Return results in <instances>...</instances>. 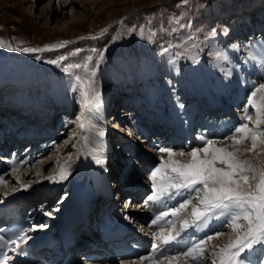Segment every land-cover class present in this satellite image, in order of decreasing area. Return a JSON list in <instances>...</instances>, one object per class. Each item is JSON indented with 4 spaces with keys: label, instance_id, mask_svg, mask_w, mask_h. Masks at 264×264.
I'll use <instances>...</instances> for the list:
<instances>
[{
    "label": "rangeland",
    "instance_id": "obj_1",
    "mask_svg": "<svg viewBox=\"0 0 264 264\" xmlns=\"http://www.w3.org/2000/svg\"><path fill=\"white\" fill-rule=\"evenodd\" d=\"M58 5L61 6L58 7ZM250 8H254L256 12L254 13V15L256 14L254 18H252L253 16L250 17L251 12L247 10ZM172 17L179 18V23H169ZM66 20L69 23L68 26L65 25ZM260 22L264 24V0H189L187 5L182 4L181 0H63L62 4H57V0H0V38L11 46L10 48L0 47V86L3 85V87H7L8 91L14 89L16 93H24L29 90L27 83H29L30 78H32L34 85L31 89L33 88L36 94L52 92V94L55 95L57 91L55 85L56 83L58 84L60 98L63 99V103H68L71 109L67 114L65 110L59 113V115L65 113L69 118H67V123L64 125L65 127L63 126L65 129L59 126L63 131H60L59 136L54 137L56 141L53 147L48 150L46 152L47 155L43 157L45 158L49 155L53 159L57 153L58 156L62 158L70 153L71 156L69 158L71 161V159L74 160L76 154L84 150L81 139L83 133L79 127L80 123L84 122L81 116V96L79 91L73 90L77 83L74 78L75 75H83L84 73L82 69H72L71 72H65L63 70L65 66L82 63L89 55H93L94 63L96 60L100 59L99 53L102 52L103 59L97 66L96 76L94 77L95 87L100 93V98L106 94H110L111 91L114 92L116 90L117 92L119 89L118 87H121L120 89L129 88L131 92L128 96L125 95L123 102L132 101L131 98H134L135 93H140L139 91H142L141 89H137V91L134 90V85L137 86L139 83L142 84L138 79H135L138 73L141 74L143 79L149 78L144 76L148 75L153 77L155 75L156 82L153 87H155L159 93L165 91V94H170L171 89L180 90L181 88L197 92L203 91L200 93L203 95L205 90L208 92L209 84L214 85L218 82L217 79L212 76V73L214 70L224 68V61H230L231 64H235L238 68L241 65H246V58H250L251 56L250 52H248V45L251 42L258 40L261 45L259 49L264 54V25H260ZM141 28L144 30L143 35H141ZM149 29L154 33L151 40L147 38ZM173 29H175V31H173ZM257 29L260 30L257 31ZM254 33H256L257 36L253 39L250 38V35ZM61 42L67 43H64L62 47L45 48L46 45H56ZM15 48H40L43 50L28 53L12 50ZM164 48H168V51L161 54ZM77 50L79 51L77 52ZM93 50H97V52L93 53ZM217 53L220 55L217 56ZM156 55L160 58L158 62ZM37 57H39V59H37ZM60 57H65V59L60 60ZM53 60H58L59 63H50V61ZM157 69L160 70L163 76H160ZM239 70H241V67ZM241 75L244 77L246 76L248 79L246 87H244L245 90L246 88L248 89L247 95L242 91V94L246 95V101L251 95L250 93L256 90L259 85H261V82L264 81V70L254 73H246V71L243 70ZM131 77H134V79H130ZM8 79L14 80L9 81ZM145 84L151 85V82H146ZM238 85L239 83H237L235 89L231 88L230 91L238 94V90L243 88V85ZM213 90L214 89H211L213 95H209L210 93H208L205 98L208 102H217L216 100L221 101V99L224 98L221 94L226 89L219 94L213 92ZM103 93H105V95ZM155 93L156 92L153 90L145 91L146 96L142 94V96H140V101L147 102L150 109H156L160 114L161 111H158V109L162 107V110H166L167 105L159 104L160 101H164L162 99L163 97L161 98L162 100L159 98L160 100L154 101L152 95ZM174 100L175 102L172 104L174 105L173 107H179L181 105V99L179 98V100H177L175 97ZM165 101L166 102L163 103L169 102L168 99H165ZM257 102L260 103V101ZM150 106H153V108ZM97 108L101 111V108ZM94 109L96 108L93 105V110ZM249 110L250 113L255 111L253 117L256 118V109L254 107L252 109L250 106ZM46 111L47 110H45V112ZM132 114L134 116L132 122L135 121V125H140L142 122L137 120V118H139L138 111ZM131 115L128 116L132 117ZM250 115L252 116V114ZM107 116L106 126L102 127L104 135L99 141L109 136L110 138H107L106 141L110 147L111 138H113L112 142L120 138L124 140V137L130 138L129 133L131 132L132 134L133 130L131 131V128L127 127L126 124L121 127L122 123L126 122V117L118 118L113 113L107 114ZM239 116L241 118V113L238 115V118ZM78 117H80V119H78ZM242 119L244 121V117ZM57 122L58 121L55 120V125ZM198 124L202 128L203 125L199 122ZM116 125L117 130L113 129ZM182 127L183 126L180 128L182 129ZM93 131H96V129H93ZM57 133L58 132H56L55 135H58ZM199 134H201V132L193 136ZM195 138L197 139L198 136ZM142 140V138L136 137L135 141ZM224 141L226 140L224 139L218 142ZM203 142L204 141L200 139L198 140V143H201L200 148L204 147ZM186 143L189 144V142ZM108 144H106V146ZM246 144L247 143H244L243 145ZM62 145L68 148L59 151L58 148ZM73 145L75 146L73 147ZM121 146L122 144L120 143V147ZM138 146L137 149L143 148V146L139 144ZM38 147L39 146L34 149L37 151L39 150ZM134 147H137L135 143ZM167 148H172L174 150L175 154L173 156H177L183 160H189L190 156H181L179 153L181 151L189 153L191 149L199 148V146L196 142H192V145L186 149L174 146ZM27 151L28 149L22 151V153L27 155L29 154ZM140 152L141 151H138V153ZM157 152L159 156L153 157L152 155L153 159H151L150 162L152 166L156 165L159 160L161 161V153L159 150ZM251 153L253 154V158L258 161V163H254V166L264 167V157L259 158L256 155L254 156L255 153L253 151ZM198 154L205 155L203 152ZM207 154L210 155V152ZM41 157H38L37 160H33L34 163L29 165V169H34L29 175L16 176L15 173L18 172L17 174L19 175V171H14L8 175L7 182H1L2 185L7 184L8 186L9 184L8 187L17 189H21L23 186V189L29 190L31 187L28 182H30L33 185V190H35L38 186L42 187L43 184L41 183H43V181L44 183H48L50 181L49 177L55 176L56 178L52 190L55 191L60 188L57 192V199L51 200L53 193L56 192H52L51 187L47 185V187H43V191L45 192L43 197L48 195L50 196V200L48 202L45 199L38 201L34 200L37 203H39V201L44 202L45 200L47 205L48 203L53 205V203L56 204L59 199L65 198V196L71 192L72 197L75 194L78 182L85 181L83 178L88 179L91 183L96 181V178L90 175H92V171L96 170L98 164L94 166V168L87 165V168H85L86 176L79 177V173L77 172L76 174L78 165H75L74 161H69L68 165L70 167L69 172L71 173V180L63 182V187H55L59 184L60 178L57 175H49L48 172H55L57 169L55 167L56 158H54V161H52L53 163L49 166L41 167ZM108 158L111 159V157ZM253 162L252 160L251 164H253ZM74 165L76 166L75 170ZM158 166L150 169L149 179L152 175L153 168H157ZM222 166L224 167V165ZM27 168L28 167L25 166L23 171H26ZM29 169H27V171H30ZM46 174H48V176H43L41 182H39V180L38 184L35 183L37 182V176L40 177ZM11 176H13V179L10 178ZM256 182V180L250 181L252 184ZM106 188L108 187L106 186ZM35 193L39 194L36 191ZM202 194L203 193L200 195L202 196ZM69 199L70 197L68 200ZM198 200L199 199L195 202L193 201V204H197ZM59 201L60 204H64L61 200ZM54 207L57 206L55 205ZM191 207L188 206L186 215L180 217L178 221H182L185 218L186 220L190 219ZM59 209L60 207H58L57 210ZM239 223V230L233 229L232 227H225L220 231L223 235L216 237L213 234L212 240L205 241V243L208 242L205 245L209 253L207 255L213 256L214 249L227 242L229 238L233 237L235 240L239 232L246 228V224H244L243 221ZM204 253L207 252L204 251ZM175 259L176 260L172 258L171 260H173L174 264H178L177 260L179 258ZM201 260L202 262H200ZM205 260L206 259H200L198 263L200 262L203 264ZM189 261L190 263H194L191 259H189ZM127 263L138 264V262ZM165 263L167 264V262ZM204 264L210 263L206 261Z\"/></svg>",
    "mask_w": 264,
    "mask_h": 264
},
{
    "label": "snow or ice",
    "instance_id": "obj_2",
    "mask_svg": "<svg viewBox=\"0 0 264 264\" xmlns=\"http://www.w3.org/2000/svg\"><path fill=\"white\" fill-rule=\"evenodd\" d=\"M181 3L187 5L189 0H181ZM179 23V18L172 17L169 23ZM141 28V35H143ZM175 31V29H173ZM154 33L149 29L148 39L151 40ZM61 42L56 45H46L49 47H62ZM0 47H11L0 38ZM14 51H23L28 53L39 52L40 48H15ZM79 50H77L78 52ZM168 48L162 49V53L167 52ZM97 50H93L96 53ZM220 54L217 53V56ZM100 59L93 63V55H89L82 63L67 65L64 67L65 72H71L72 69H82L83 75H75L74 91H79L81 96V116L82 123L79 127L82 130V142L84 155H92V158L97 164H103L104 160L96 155L99 143L98 137H103V129L97 128L93 123V105L98 103L100 93L95 87V79L97 66L103 59V53H99ZM39 59V57H37ZM65 57H60V60ZM250 59L256 60L255 56H250ZM50 63L58 64V60L50 61ZM260 66L264 68V60L258 61ZM226 75H230L227 73ZM264 90V84L254 90L248 98V103L256 109V118L253 121L251 115H245L244 120L253 122V127H249L248 123H242L235 128L231 136L225 137V140L232 141V144L223 148L214 147L213 140H207L204 136L199 139L204 141L203 148H193L189 153L181 151L179 155H188L191 159L184 163L180 160L172 159L174 150L172 148H160L159 151L167 153L169 159L161 160V164L152 172L150 179L152 180V193L148 196L144 203L147 206L149 202L163 203L165 200H173L177 196L183 195L185 192L190 194L188 199H184L177 207L170 208L165 212H161L152 220L151 224L156 225L164 217L171 214L174 217H179L187 211L189 205L191 207V220L183 221L178 230L174 233L169 231L165 234L161 231L158 236V243H153L152 248L155 252L158 247L169 245L178 242L181 237V232L188 228L195 227L198 230H203L208 226L210 220L222 219L225 227H232L239 230L241 221L246 222V228L240 231L236 239L220 248L218 252L213 253L218 255L219 260H212L210 264H247L250 254L255 251L257 246L264 248V167H256L247 159H241V149L237 145L251 142L250 149L244 151H253L258 146L264 148V128L261 124L264 123V97H261V103H257L253 98L257 92ZM80 119V117H78ZM93 129H96L93 132ZM131 135V133H129ZM75 145H73L74 147ZM205 153L202 158L198 153ZM211 155H207V153ZM224 165V167L218 166ZM65 166H61L59 178L67 179ZM159 177V180L157 179ZM52 179V177H49ZM256 180L255 184L250 181ZM4 181V177L0 176V182ZM27 187V186H25ZM191 193H195L199 197L198 203L193 204ZM201 193L202 196L200 195ZM7 195V194H6ZM127 206V205H126ZM51 213H49L50 215ZM169 223H171L169 221ZM33 227H44V225H34ZM156 235V233H153ZM216 237L223 235L222 232H216ZM22 239L21 236H16L14 239H5L0 235V247H7L12 244H17V241ZM212 236H208L207 240H212ZM205 241H197L188 247L186 252L178 253L190 257L193 261H199L205 255L203 246ZM12 251L23 255V250L19 244ZM142 260L148 259L142 257ZM172 264V260L161 254L159 257L160 264ZM0 264H8V257L0 259Z\"/></svg>",
    "mask_w": 264,
    "mask_h": 264
},
{
    "label": "bare ground",
    "instance_id": "obj_3",
    "mask_svg": "<svg viewBox=\"0 0 264 264\" xmlns=\"http://www.w3.org/2000/svg\"><path fill=\"white\" fill-rule=\"evenodd\" d=\"M62 2H63V0H57V4H62ZM61 5H58V7H60ZM56 9V8H55ZM54 9V10H55ZM256 13V12H255ZM256 16V14L255 15H253V17L252 18H254ZM251 21V20H250ZM251 23V22H250ZM65 25H69V23L67 22V20H66V23H65ZM260 25H263V22H260ZM255 36H257L256 35V33H254L253 35H250V38H254ZM260 44H259V42H258V40H256V41H253V42H251L249 45H248V52H250V54H251V56H255L257 59L254 61V60H252V59H250L249 57H247L246 58V65L245 66H243V65H241V66H239V68L241 67V70H239V68L235 65V64H231L230 63V61H224V63H225V66H224V68H220L219 70H221V71H219V70H214L213 71V75L212 76H214L216 79H217V83H215L214 85H212V84H209V88H208V92H207V90H205V93L203 94V95H195L194 97H192L190 100H191V102H189L187 105H185L186 106V108L187 109H191L189 112H185V109L186 108H183V113L185 114V115H187L186 116V119H189V121H191L192 123H193V125H194V121H193V119H194V117L196 116V114L197 113H195L194 114V109H195V105H194V102H195V100L198 98L199 100H201V101H204V102H206V108L204 109L205 111H208L209 109H213V111H218V107H219V105H217V102H208V100L205 98V97H207V95H208V93H210L209 95H213V93H211V89H214L213 90V92H216V93H221L223 90H225L224 92H222V94L221 95H223L224 97H225V101H223V108H227V110H229V111H233V110H235V108H237L236 107V105H235V102H238V106H239V102H240V100L242 99L243 100V98L245 99V97H243V94H242V91H244V87H246V82H247V78H246V76L244 77V76H242L241 75V72L243 71V70H245L246 71V73H249V72H251V73H254V72H258V71H263L264 70V68H262L261 66H260V64L258 63V61H261V60H264L263 58V56H264V54L262 53V51L259 49L260 47H261V45L259 46ZM241 53V52H240ZM239 54V53H238ZM241 71V72H240ZM227 73H230V75H226ZM140 77H139V76ZM138 75H136V77H135V79L137 80H139V82H142V88L144 89L145 88V90H142L143 92L141 93V91H139L140 93H138V92H136L135 93V95H134V98H131V100L132 101H126V99H125V101H126V103L127 104H130V102H132V103H134V105H136V103L135 102H141L140 103V107L139 108H135V111L134 112H136V111H138V117L139 118H137V120H139L140 122H142V123H140V126H142V125H148V122L150 121V122H152V120L153 119H155L156 120V122H158V121H162V127H159L158 128V136L159 137H161V136H171V129L169 128V129H167L166 130V128H168V127H166V126H169V125H171V123L170 124H168L167 122H163V120H165V119H162L161 118V114H159V112H157V110L155 109V110H153V109H150L148 106L149 105H147V102H143V101H140V96H142V94L143 95H145L146 96V94H145V91H148V90H146L147 89V85L145 84L147 81H149L150 80V78H151V76L149 77V78H147V79H143V77H141V74L140 73H138ZM221 79H220V78ZM212 78V77H211ZM151 80H152V78H151ZM146 81V82H145ZM237 83H239V85H243V88L242 89H239L238 90V94H236V98H235V96L234 97H232V95H229L230 93H231V91H230V89L232 88H234L235 89V87L237 86ZM261 84H264V81H262L261 82ZM126 85V84H125ZM238 85V86H239ZM119 89H118V91L116 92V93H122V97L123 98H125V93H123V91H125V90H128V91H130L129 90V88L128 89H125V88H122V89H120L121 87H118ZM206 88V87H205ZM250 92V91H249ZM131 93V92H130ZM127 94V93H126ZM251 94V93H250ZM128 96V95H127ZM190 96L191 95H180V99L182 98L183 99V101L184 100H186V101H188V99H185V98H190ZM246 96V95H245ZM264 96V90H261V91H259V92H257V95L253 98L256 102L257 101H260V103H261V98L260 97H263ZM152 97L154 98V101L155 100H158L157 99V97H156V93L155 94H153L152 95ZM162 98V97H161ZM160 98V99H161ZM22 98H16V100L15 101H19V100H21ZM164 101L163 102H166L165 101V98H162ZM161 99V100H162ZM118 100H120L119 99V97L118 98H116V100H113L112 99V101L111 100H108V102H107V104L108 105H110V104H115V103H117L116 101H118ZM178 100H179V98H178ZM145 101V100H144ZM182 101V104L179 106V107H173L174 105H172V104H174V102H175V100L173 99V100H171V99H169V104H170V107H171V109H174L175 111L177 110H179L180 111V109L182 108V106L185 104V102H183ZM212 101V100H211ZM233 101V102H232ZM3 102V101H2ZM115 102V103H114ZM137 102V103H138ZM163 102H159V104H166V103H163ZM243 102V101H242ZM1 103V102H0ZM258 103V102H257ZM207 104H209V105H207ZM222 104V103H221ZM259 104V103H258ZM172 105V106H171ZM212 106H214V108H212ZM5 107H7V106H5ZM138 107V106H137ZM155 107V106H154ZM216 107V108H215ZM249 107V104H248V102L244 105V107H242V109H239L238 110V112H236V113H234V115H230V113L229 112H225L226 114H216V112H211V113H209V115H206V117H205V114H207V112H199V114H198V117H199V119L197 120V123L199 122L200 124H206L207 125V127L205 128V129H203V128H201L200 127V129H199V131L201 132V134H199V135H197L198 136V138L200 137V136H205V135H215L216 137H218L219 139L217 140V141H214V147H219V148H223V147H226V146H229V145H231L232 144V141H230V140H226V141H224V142H218V141H220V140H222L223 138H221V137H223V136H226V134H230V135H228V136H231L232 135V133L235 131V128L236 127H238V126H235V124H233L232 122L233 121H235V119H236V121L235 122H237V117H238V115L240 114L239 112H241V111H243L244 110V108H245V112L244 113H246L247 112V110L249 109L248 108ZM248 108V109H247ZM13 109V108H12ZM64 108H62V107H58V108H49V109H47V111L46 112H48L49 110V114H51L52 115V118L54 119V115H55V113H56V115L58 114V112L59 111H62ZM71 109V108H70ZM98 108H96V109H94L93 110V122L97 125V127H99L100 129H102V127L103 126H106L105 124H106V122H107V118H108V116H107V110H105V108H104V114L98 109ZM208 109V110H207ZM7 110V109H6ZM114 110H119V109H117V108H115ZM12 111H15V112H17V110L16 109H13ZM63 112V111H62ZM45 113V110H41L40 111V117H41V119H45L44 117V114ZM102 113V114H101ZM243 113V114H244ZM65 114V113H64ZM115 114V113H114ZM178 114L180 115V112H178ZM204 114V115H203ZM255 114V111H254V113H252V117H253V115ZM118 118H125V116L126 115H128L127 113L124 115V112H122V113H118V114H115ZM147 115H149V116H152V118L151 117H148ZM158 115H160V116H158ZM202 115V116H201ZM242 115V114H241ZM248 115V114H247ZM110 116V115H109ZM158 116V117H157ZM178 116V115H177ZM181 116V115H180ZM228 116V117H227ZM237 116V117H236ZM66 117V116H65ZM65 117H63V121L61 122V124H63V125H60V127L62 126H64L66 123H67V118H65ZM179 117V116H178ZM203 117H205V118H203ZM240 117V116H239ZM186 119H185V121H186ZM221 119V120H220ZM127 120V119H126ZM253 121H255V117H253ZM133 122H135V121H133ZM234 122V123H235ZM248 122V121H247ZM161 123V122H160ZM249 123V127H253V122H248ZM264 124V123H263ZM263 124H261V127L263 126ZM0 125H1V122H0ZM240 125V124H239ZM181 126H183L181 123H178V122H176L175 121V129H178V130H184V127H182V129L180 128ZM232 126H234V127H232ZM61 127V128H62ZM65 127V126H64ZM115 127V128H114ZM113 127V129H115V130H117L116 129V127H117V125L116 126H114ZM203 127V126H202ZM264 127V126H263ZM262 127V128H263ZM131 128V127H130ZM133 129L131 128V131H132ZM172 131L174 132V129H172ZM93 132H95V131H93ZM132 132H135V131H132ZM183 132V131H182ZM187 132H189V131H187ZM111 133V132H110ZM131 133V132H130ZM114 134H116V133H114ZM175 134V133H174ZM176 135H178L179 136V134H176ZM130 136H132V137H134V136H137V137H140V135L139 134H135V133H132ZM227 136V137H228ZM180 137V136H179ZM178 137V138H179ZM100 138L101 137H98L97 139H98V141L100 140ZM140 138H142V137H140ZM197 138V139H198ZM143 139V138H142ZM197 139H195L197 142H198V140ZM205 139H207V138H205ZM112 140H113V138H111V146L109 147V144L107 143V141L105 140V138L104 139H102L101 141H99V143H98V145H97V148H98V151H97V153H96V155L98 156V158H100V159H105V161H104V163L103 164H98L97 165V163L95 162V160L92 158V155H84L83 154V152H84V150H82L79 154H76L75 155V157H74V160H72L71 159V161H74V163H75V165L77 164L78 165V169H77V171H76V174H77V172L79 173V177H84V176H86L85 175V168H87V165H90V166H92V165H97L96 167L98 168V170H97V168H96V170L95 171H92V175H90V176H93V177H95L96 178V182H94V184L96 183V186H98L99 187V189L100 190H102V191H105L107 188H106V186L109 188V189H112V191L115 193L116 191H119V187L117 188V186H115V185H113V178L111 177V174H110V171L108 172V174H107V178H106V182H103V181H101V179H104L105 178V176H103V173H102V170L103 171H105L106 170V168H110L109 167V160H111V159H113V160H116L117 159V157H120V153H118V150H117V147L120 149V151L122 150V146L121 147H119L120 145V143H122V145H123V143H125L124 142V140H123V138H120V139H118V140H116L115 142H112ZM123 140V141H122ZM191 140V139H190ZM129 141V140H128ZM179 141H181V138L179 139ZM218 142V143H217ZM41 144H40V146L38 147V149L39 150H35L34 148L35 147H32V146H29L30 148H27L28 149V151L27 152H29V154H27L30 158H29V161L31 162V161H33V160H37V158L38 157H41V164H40V166L41 167H47V166H49L50 164H52L53 162L52 161H54V158H56L55 160V163H56V170H55V172H48V174L49 175H57V176H59V173H60V168H61V166H65V171L67 172V179H64V180H61L60 179V182H59V184H57L55 187H61V186H63V182H67V180H71V176H70V167H69V165H68V162L70 161V153L66 156V157H60V156H58V154L56 153V155H55V157L52 159V157L51 156H47V157H43V156H45V155H47L46 153H45V151H46V148H45V146H44V144H42V142H40ZM114 143H115V145H114ZM204 143V142H203ZM203 143H202V145H203ZM106 144H108L107 146H106ZM187 143H185V144H183L184 146L186 145ZM200 145H201V143H199ZM189 145V144H188ZM0 146H1V144H0ZM137 146V148L139 147L138 145H136ZM2 147V146H1ZM167 147H169L168 145H167ZM167 147H165V146H160V147H158V146H155L154 147V149L153 148H149L150 150H152V152H157L158 150H159V148H167ZM237 147H239L240 149H241V152H240V157H241V159H247V160H249L250 162H252V160L254 161L253 162V165H254V163H258V161L255 159V158H253V154L251 153L252 151H244V149H249V148H251V142L249 141V142H247V144L246 145H243V144H240V145H237ZM68 147H66L65 145H62V146H60L59 148H58V150L59 151H63L64 149H67ZM32 149V150H31ZM34 149V150H33ZM84 149V148H83ZM185 149V148H184ZM138 150H140V149H138ZM142 150V149H141ZM253 152L255 153L254 154V156L256 155V156H258L259 158L260 157H264V148H262V147H260V146H258L255 150H253ZM62 153V152H61ZM161 153V160H162V158H163V160L164 161H167L168 159H169V157H168V154L167 153H162V152H160ZM25 155V154H24ZM199 155V154H198ZM206 155V154H205ZM205 155H199V156H201L202 158L205 156ZM208 155V154H207ZM210 155H211V153H210ZM21 156H23V155H21ZM58 157V158H57ZM108 157H111V159H109ZM63 158H66V159H63ZM24 159H26V158H24ZM172 159H176V160H180L181 162H184V163H186V162H188L190 159H191V157L189 158V160H183V159H180L179 157H177V156H173L172 157ZM106 160H107V162H106ZM23 162H26V161H24V160H22ZM65 161H66V164H65ZM70 161V162H71ZM86 161H87V163H86ZM136 161V160H135ZM119 163V162H118ZM118 163H117V165H118ZM107 164H108V166H107ZM160 164H161V162H160ZM159 164V165H160ZM74 165V166H75ZM127 165H130V163H128ZM127 165H123V166H127ZM143 165V164H142ZM218 166H221V167H223L222 165H218ZM72 167H73V165H72ZM130 167H132L134 170L136 169V171H138L137 170V168H141V166L139 165V161L137 162V164H133V165H131ZM27 169H29V168H27ZM27 169H26V171L24 170H22V174L20 173L19 174V176L20 175H29L30 174V172H32V170H34L33 168L31 169H29L30 171H27ZM76 169V166H75V168H74V170ZM156 168H153V171L155 170ZM83 170H84V173H83ZM134 170H133V174H134V176L135 177H132L131 179H133L132 181H135V179L136 178H138V176H139V174L136 172H134ZM48 174H46V175H42V176H40V177H38L37 176V178H36V181L37 182H35V183H37L38 184V181L39 182H41L42 181V179H43V176H48ZM149 176V175H148ZM10 178H12L13 179V177L11 176ZM157 179H159V178H157ZM59 180V179H58ZM81 180V179H80ZM141 180H142V177H141ZM105 181V180H104ZM143 182V181H142ZM146 182H148V180H146ZM28 184H29V186L31 187H29L30 189L29 190H27V192H33V191H31V189H33V185L30 183V182H28ZM8 186H9V184H8ZM25 186V185H24ZM22 188H23V186H22ZM5 189V192L6 191H15V189H17V188H9V189H7V187H5L4 188ZM96 189V188H95ZM143 189V188H142ZM141 189V190H142ZM22 191H24V192H26L25 191V189L24 190H22ZM7 192V193H8ZM31 195H32V193H30ZM29 194V195H30ZM3 197V196H2ZM35 197L38 199V198H40V196H39V194H36L35 193ZM36 198H33V199H36ZM34 201V200H33ZM133 205H135V204H133ZM121 206V205H120ZM136 206H137V204H136ZM143 209V208H142ZM141 209V210H142ZM7 210V209H6ZM131 214H137L136 212L135 213H131ZM137 216H139V213H138V215ZM219 220H222V219H219ZM183 221H186V218L185 219H183L182 221H180L181 223L183 222ZM32 233V230L29 232V235ZM32 234H34V233H32ZM202 259V258H201ZM135 260V259H134ZM136 261V260H135ZM191 261L192 262H194L192 259H191ZM138 262V264H142L141 262H139V261H137ZM166 262V261H165ZM165 262H164V264H165ZM190 262V261H189ZM200 262H202V260L200 261ZM122 263V262H121ZM123 264H124V262H123ZM172 264H174L173 263V260H172ZM178 264H181V261H180V259H178Z\"/></svg>",
    "mask_w": 264,
    "mask_h": 264
}]
</instances>
